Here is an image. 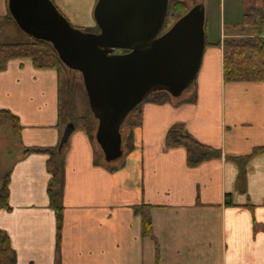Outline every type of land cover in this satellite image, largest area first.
Masks as SVG:
<instances>
[{"label": "crops", "instance_id": "1", "mask_svg": "<svg viewBox=\"0 0 264 264\" xmlns=\"http://www.w3.org/2000/svg\"><path fill=\"white\" fill-rule=\"evenodd\" d=\"M52 2L70 22L96 27V0ZM7 4L0 0V23L17 28ZM242 17L227 29L219 26L221 42L238 37L233 28ZM194 91L193 104L143 106L135 148L114 172L94 165L96 147L81 129L74 130L65 156L57 251L48 155L31 150L59 148L58 73L35 69L27 59L8 61L0 71V109L17 116L21 130L16 135L10 128V135L0 137V174L9 172L10 208L0 210V230L10 240L14 264H154L155 242L141 236L136 206L151 207L160 264H264V155L247 164L245 193L236 189L238 168L224 158L264 147V81L225 83L222 49L215 46L204 50ZM176 123L221 150L223 158L188 168L183 148H164L165 134ZM226 194L231 206H224Z\"/></svg>", "mask_w": 264, "mask_h": 264}, {"label": "water", "instance_id": "2", "mask_svg": "<svg viewBox=\"0 0 264 264\" xmlns=\"http://www.w3.org/2000/svg\"><path fill=\"white\" fill-rule=\"evenodd\" d=\"M169 0H97L96 32L70 25L51 0H8L18 29L50 43L59 61L81 75L94 139L106 163L123 156L121 126L151 93L183 95L197 77L205 50V6L199 2L167 30ZM122 53H119V52ZM68 123L59 148L74 132Z\"/></svg>", "mask_w": 264, "mask_h": 264}, {"label": "trees", "instance_id": "3", "mask_svg": "<svg viewBox=\"0 0 264 264\" xmlns=\"http://www.w3.org/2000/svg\"><path fill=\"white\" fill-rule=\"evenodd\" d=\"M52 1V0H51ZM189 9L182 0H169L166 24L168 21L175 22ZM9 20L16 26L9 14ZM172 23V24H173ZM171 24V25H172ZM210 22L205 16L204 32H205V49L209 47H221L222 49V77L225 83L230 82H262L264 81V0H261L259 7L251 6L243 14L241 22L233 28L241 33V37L226 38L222 42L218 38V34L212 33L209 37ZM169 26V25H168ZM17 27V26H16ZM167 27V25H166ZM18 28V27H17ZM97 28L93 32H96ZM28 37V41L24 43L0 44V71L10 60H30L32 66L38 70L53 69L56 70L61 82V73L63 69H67L58 59V56L50 43L35 40ZM70 71V70H69ZM74 72V71H73ZM195 82L192 83L195 87ZM87 100V97H86ZM196 94L189 97L184 93L179 98H172L165 91L154 92L153 96L148 99L152 104L173 103L175 106L181 104L195 103ZM88 103V102H87ZM88 105V104H87ZM141 105L132 109L125 117L120 129L122 136L123 156L131 152L135 148L136 130L142 125ZM61 117V115H60ZM81 124L75 126V129H81L88 137L89 141L97 148V156L94 158V165H102L114 172L119 167L112 166L113 163H106L103 154L95 142L94 135L96 131L97 121L92 114L88 113L80 118ZM8 125L14 134L18 135L21 126L17 116L10 111L0 109V125ZM61 127V124H60ZM124 128L125 130H122ZM165 149L183 148L186 151V165L188 168H196L204 162L210 160H220L223 158L222 151L200 143L194 138L181 123L171 125L163 140ZM69 147V139L56 151L46 148H34L31 151L48 155L46 161V170L50 175L47 185V196L49 199V207L53 210L56 218V248L59 249L60 232L62 228V196L64 191V166L65 156ZM264 155V147L254 148L250 154L241 157L225 156V160L234 164L238 168V176L236 180V189L240 193H245V175L247 172V164L255 157ZM123 156L114 163L119 162ZM9 172L0 174V210H9ZM231 195L226 194L224 198V206H231ZM150 206H136L134 212L141 218V236L150 238L155 242V261L154 264H160L159 247L153 237L152 223L150 219ZM15 256L10 246L8 236L0 230V264H14Z\"/></svg>", "mask_w": 264, "mask_h": 264}, {"label": "rangeland", "instance_id": "4", "mask_svg": "<svg viewBox=\"0 0 264 264\" xmlns=\"http://www.w3.org/2000/svg\"><path fill=\"white\" fill-rule=\"evenodd\" d=\"M97 1V0H96ZM188 9L193 7L195 4L199 2H203L205 6V16L210 22V28L213 34L219 33V26L225 24V28H228L229 21L231 23H235L241 19V16L248 10L249 7L255 6L256 0H182ZM96 3V2H95ZM94 3V5H95ZM55 5V4H54ZM56 6V5H55ZM58 11L64 16V14L59 10ZM67 20L68 18L64 16ZM75 28L80 29L84 32H92L95 30L94 24L89 26H81L78 24H74L70 22ZM173 22L171 20L168 21L167 27L165 26L164 31L171 26ZM220 23V24H219ZM169 25V26H168ZM238 37H241V33L237 34ZM28 37L23 34L17 28H6L5 25L0 23V41L9 42V43H24L27 42ZM195 87L192 84L188 89L185 90L184 94L193 95L195 93ZM153 96V93L148 95L141 105V111L143 113V106L148 102ZM86 94L84 90V86L82 83L81 75L78 72L69 71L68 69H63L61 73V82H60V124L62 130H64L65 126L68 123H73L76 126L81 124L80 118L88 115L89 107L87 105ZM0 137H4L7 134L10 135L11 130L8 125L1 124L0 125ZM122 130H125L122 128ZM97 150V148H96ZM125 160V155L121 159ZM0 170H3V163L0 162ZM117 163H113L112 166H116Z\"/></svg>", "mask_w": 264, "mask_h": 264}, {"label": "flooded vegetation", "instance_id": "5", "mask_svg": "<svg viewBox=\"0 0 264 264\" xmlns=\"http://www.w3.org/2000/svg\"><path fill=\"white\" fill-rule=\"evenodd\" d=\"M93 32V31H92ZM119 53H122L121 51Z\"/></svg>", "mask_w": 264, "mask_h": 264}]
</instances>
